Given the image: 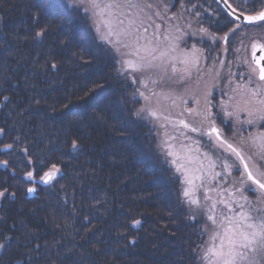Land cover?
I'll return each instance as SVG.
<instances>
[{"label": "trees", "instance_id": "trees-1", "mask_svg": "<svg viewBox=\"0 0 264 264\" xmlns=\"http://www.w3.org/2000/svg\"><path fill=\"white\" fill-rule=\"evenodd\" d=\"M0 161V264H202L203 216L112 46L68 0H0Z\"/></svg>", "mask_w": 264, "mask_h": 264}, {"label": "rangeland", "instance_id": "rangeland-1", "mask_svg": "<svg viewBox=\"0 0 264 264\" xmlns=\"http://www.w3.org/2000/svg\"><path fill=\"white\" fill-rule=\"evenodd\" d=\"M207 1L208 5L205 2L196 3V0H143L144 3H150L155 10L160 11L162 17H156L152 10H147L152 19L148 20L145 17V26L148 27V34L151 36L152 43L154 45L159 44L155 55H159L161 51H166L172 44H175L176 51L172 55L181 56L183 53H191L192 46L195 45L197 50L195 55L199 57V64L197 68H194L196 74L194 71L191 73L193 77L181 79L183 75L181 72L173 73L172 63H175L177 69L182 67L178 61L165 62L163 67L153 68L145 72L135 71L128 68L125 61L131 59L136 63H142L140 57L133 54L121 56L113 49L117 56L120 73L137 90L142 116L154 128L158 147L161 148L163 154L170 159L175 168H177V164L183 163L192 176L197 175V169L200 170L199 174L203 179L194 180L191 186L185 182V173L179 172L184 183L183 190L192 189L189 197H186L187 200L189 202L191 199L199 201V205L190 202V207L195 214L202 215L204 222H206L208 239L202 249V256L205 250L212 247L213 244L219 243L218 239L213 241L212 236L215 232L220 231L217 225L223 216L239 213L241 211L240 205H244L243 210L254 217L258 215L257 210L264 211V191L258 188L256 191H250L247 187L238 190L241 187L238 183L240 172L234 169L229 170L223 166L222 161L226 160L231 164L235 157H230L228 152L226 154L220 148L212 147L208 139L200 132H191L190 129H185L183 125L178 123L180 119H184L193 127L197 126L193 118L187 113V109L203 108V97L205 92H208V99L212 105L210 110L216 125L222 129L221 120L227 124L230 123L232 135L229 136V140L233 139L234 133L238 137L240 134L247 136L249 133L264 131V127H260L264 122L258 121L257 124L253 125L244 123L249 119L245 112H239L238 117L236 115L230 117L224 115L225 109L232 112L234 105L243 106L242 93L244 90L240 89L238 85L247 82L250 67H257L253 62L251 53L254 44L264 45V22L246 25L243 28L240 26L235 34H231L229 29L236 28L238 23L234 21L236 24L232 25L230 18L227 21L225 11L221 12V6H216V2L213 0ZM68 2L84 11L86 8L88 9L85 13L89 15L92 21L97 38L101 39L100 34L106 33V28L101 17L97 14V9L91 8L88 0H83L82 3L81 0H68ZM100 2L103 6L107 0H100ZM120 10L124 9L121 8ZM210 20L211 26L216 24L217 27L213 26L214 28L210 29L208 27ZM156 25H160L158 30ZM97 26H99V32ZM177 28L179 31L176 30ZM201 29H206L207 32H201ZM193 33L196 34L193 35ZM225 34H228L227 43L222 39ZM166 35L168 39H165ZM121 51L128 52L126 49H121ZM140 56H144V53L141 52ZM239 70L242 75H238ZM253 86L250 85V87ZM234 89L235 91H233ZM140 93L143 95L141 96ZM216 105H218V110L214 112ZM149 110L162 113L163 116L168 117V121L150 116ZM181 113L184 115L181 116ZM169 137H176V139L171 140L168 139ZM165 140L169 144L175 145L173 150L182 157V159L177 160V164L172 162L176 157L167 155L169 149L165 148L162 143ZM181 144L186 147H180ZM188 149H191V152H188ZM244 151L246 156H251L248 148H245ZM203 153H207L211 157L215 164L214 168H209V161ZM196 156H199L202 164L197 163L194 159L189 161V157L194 158ZM249 164H253V159H249ZM261 167L264 168V165ZM241 170H243L242 166ZM253 171L255 173L254 168ZM209 172L212 174L211 176L208 175ZM253 193L255 198L250 196ZM206 196L209 199L206 200ZM242 197L247 199H242ZM228 205H231V208ZM209 216H214L217 223L214 224ZM253 259L258 260L259 254L254 255ZM202 264H206V262L202 260Z\"/></svg>", "mask_w": 264, "mask_h": 264}, {"label": "snow or ice", "instance_id": "snow-or-ice-1", "mask_svg": "<svg viewBox=\"0 0 264 264\" xmlns=\"http://www.w3.org/2000/svg\"><path fill=\"white\" fill-rule=\"evenodd\" d=\"M82 2L83 0H81ZM88 3L91 8L97 9V14L105 25L106 33H101L100 38L111 45L121 56L133 54L140 57L143 61L142 63H136L129 59L125 61L128 68L145 72L153 68L163 67L165 62L178 61L182 65L180 69H177L175 63H172L171 67L173 73L179 71L183 74L181 79L190 78L192 69L197 68L199 57L195 55L197 51L195 45L192 46L191 53H183L181 56L172 55L176 51L175 44H172L166 51H161L159 55H155L159 44L154 45L152 43L151 36L148 34V27L145 26V17L148 20L152 19L147 10H152L156 17H162L160 11L155 10L152 4L144 3L143 0H107V2L103 3V6H101L100 0H88ZM121 8L124 10H120ZM85 11H88V9L86 8ZM233 14H235V10ZM241 18L249 24L264 21V10L248 16H243L241 13L236 17V19ZM159 28L160 25H156V29L158 30ZM239 28L240 25L237 24L236 28L229 29V32L235 34ZM176 30L179 31L178 28ZM97 31L99 32V26H97ZM200 31L207 32L206 29H201ZM195 34L193 33V35ZM37 35L40 36L42 33L38 32ZM165 39H168L167 35ZM222 39L227 43L228 34H225ZM253 47L264 49V45L254 44ZM121 49H126L128 52H122ZM141 52L144 53L142 57L140 56ZM261 60H264V55L254 60V64L257 67H250L247 82L238 85L240 89L244 90L242 93L243 106L234 105L232 112H228L225 109V116L236 115L238 117L239 112L242 111L247 113L249 117L244 123L253 125L257 124L258 121L264 122V64H261ZM254 76L255 79H253ZM152 83H155V81H152ZM250 85L254 86L250 87ZM140 95L142 96L143 93H140ZM208 96L209 93L205 92L203 108L187 109V113L193 118L197 126L193 127L184 119H180L178 123L183 125L185 129H190L191 132H200L208 139L212 147L224 149L230 154V157H235L231 164L226 160L222 161V163L225 168L240 172L238 183L241 187L238 190H243L244 187H247L250 191H256L257 188L264 190V168L261 167V165H264V131L249 133L247 136L240 134L238 137L234 133L232 140L225 138L222 129L216 125L215 118L210 110L212 105ZM229 99L231 100V97ZM197 104H199V101H197ZM149 115L168 121V117L163 116L162 113H158L156 110H149ZM183 115L184 113H181V116ZM260 127H264V124L260 125ZM168 139L175 140L176 137H169ZM162 143L165 148L169 149L167 155L176 157L172 162L177 164V160L182 159V157L177 151L173 150L175 145L169 144L167 140L162 141ZM72 146L74 148L77 147V142L73 141ZM5 147L11 148L12 146L5 145ZM180 147L185 148L186 146L181 144ZM245 148L249 149L251 156L245 155ZM187 151L191 152V149ZM203 155L209 161V168H214L215 164L211 157L207 153H203ZM193 159L197 163L202 164L199 156L189 157V161ZM249 159H253L252 165L249 164ZM0 163L7 165L8 161H0ZM241 166L243 170H241ZM58 171L53 165L52 170L45 172L39 179L47 183L53 179L54 174ZM177 171L185 173V182L190 186L193 185L194 180L203 179L199 174V169H197V175L192 176L183 163L177 164ZM25 175L31 180L35 178L36 173L28 171ZM208 175L211 176L212 174L209 172ZM191 190V188L186 189L184 196L189 197ZM27 191L35 192L36 188H28ZM3 195L5 193H0V196ZM205 199L207 200L209 197L206 196ZM242 199L246 200L247 198L242 197ZM190 202L199 205V201L196 199H191ZM228 206L231 208V205ZM240 208L241 211L239 213L221 218L217 225L220 231L215 232L212 236V240L216 241L218 239L219 243L213 244L212 247L205 250L201 257L206 264H261V262H264V211L257 210L258 215L254 217L243 210L244 205H240ZM209 219L214 224L217 223L214 216H209ZM136 223L139 222L137 221ZM256 254H259L258 260L253 259Z\"/></svg>", "mask_w": 264, "mask_h": 264}, {"label": "water", "instance_id": "water-1", "mask_svg": "<svg viewBox=\"0 0 264 264\" xmlns=\"http://www.w3.org/2000/svg\"><path fill=\"white\" fill-rule=\"evenodd\" d=\"M215 1L218 4H220L222 9H224V11L227 14H229V16L241 26L243 24L246 25V24H249V23L246 20H244L243 18L236 19L237 16H239L241 13L243 14V16H248V15H255L257 12H259V11H257L255 14H250V13H246V12L243 13L239 9H237L235 6H233L232 3L229 2V0H215ZM234 10H235V14H233ZM262 10H264V8ZM260 22H263V21L254 22V23H251V25L257 24V23H260ZM257 45H262V44H257ZM262 55H264V49L254 48L252 50V54H251V57L253 58V62H254L255 59L260 58ZM261 64H264V60H261ZM31 193H33V192H31Z\"/></svg>", "mask_w": 264, "mask_h": 264}, {"label": "flooded vegetation", "instance_id": "flooded-vegetation-1", "mask_svg": "<svg viewBox=\"0 0 264 264\" xmlns=\"http://www.w3.org/2000/svg\"><path fill=\"white\" fill-rule=\"evenodd\" d=\"M172 1H174V0H172ZM176 1H179V0H176ZM264 8V6L262 7V8H260V9H257L255 12H246V13H252V14H254V13H256L257 11H260V10H262ZM244 12V13H245ZM243 28V27H242ZM177 32V31H176ZM194 71V73L196 74V71L193 69L192 71H191V73ZM238 75H242V73H241V71L239 70V72H238ZM191 77H193V76H190V78ZM217 110H218V105H216L215 107H214V112H217ZM226 138V137H225ZM222 150V152H224V153H226L227 154V151L226 150H224V149H221Z\"/></svg>", "mask_w": 264, "mask_h": 264}]
</instances>
